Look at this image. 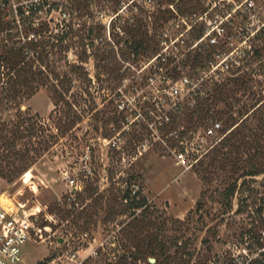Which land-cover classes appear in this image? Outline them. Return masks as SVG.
I'll return each instance as SVG.
<instances>
[{"label": "rangeland", "instance_id": "rangeland-1", "mask_svg": "<svg viewBox=\"0 0 264 264\" xmlns=\"http://www.w3.org/2000/svg\"><path fill=\"white\" fill-rule=\"evenodd\" d=\"M33 1L15 0L14 4L10 2V5L13 7ZM183 1L174 0L171 3L168 0H154V3H147L146 0L82 1L89 6L81 20L86 23V31L88 27H92L95 36L93 44L89 43L88 46L93 55H90L85 63L93 79L91 86L92 90L95 89L93 91L95 107L91 110L86 109L82 120L64 136L54 142L53 137V139L49 138L48 149L40 154L32 167L21 177L14 181L0 178V205L19 219H27L35 228L40 229L37 235L30 228V238L23 246L21 260L16 264H74L68 258L58 259V254L68 246L80 249L81 256L95 248L99 254L88 255L85 259L87 264L114 263L113 254L121 253V243L130 241L124 234L125 231L130 230L125 226L130 218L127 211L110 216L108 208L112 204L115 209L118 206L123 208L121 199L118 197L114 201L111 196L121 195L120 190L126 186L125 181L132 188L140 190L147 199L148 206L145 209L147 219L145 218L144 222H156V227L158 225L161 228L158 230L161 238L168 242L177 237L182 242L179 248L185 245L186 250L189 249L188 252L196 250L200 242L206 243L217 234L223 236L228 234L227 230L233 228L232 222H264L262 215L257 213L259 206L264 212V172L240 177L237 180L238 185L243 179L245 181L231 197L230 206L226 205L228 203L223 201L220 193L241 170L232 173L230 168L234 164L230 163L226 169L215 167L211 180L203 181L201 178L199 162L201 159L207 162L214 149L211 147L205 150V147L210 143L216 146L228 130L225 133L219 131L218 135L212 138L205 136L204 127L190 128L185 118L189 109L184 111L181 117L179 116L178 124L173 123L172 128H158L159 123L154 116L150 115L152 128H147L146 90L148 92L154 90L153 85L149 86V82L146 83V76L154 73L149 68L146 70L145 67L149 56L140 54L125 61L119 57V54L114 57L109 50L112 44V27L118 30L117 28L123 29L124 26L141 22L143 27H148L150 34L155 33L159 38L161 27L156 28V25L162 22V26L168 27L169 21L176 15L177 6ZM190 1L201 8L199 1L203 2L204 6L209 0ZM254 1L264 6V0ZM69 2L70 0L66 5L65 2L64 6L61 5V12L58 6L47 12L43 10L37 17L41 21L49 19L51 29L54 30L55 22L67 21L72 17L73 10L70 9ZM228 3L231 1L220 0L218 7L214 10L225 12L228 10ZM169 10L172 13L168 12ZM207 11L206 19L208 20L212 17V11L210 9ZM257 11L256 19L260 24L264 21V9L258 8ZM245 13L243 11L242 15H237L236 21L250 22L251 20H247L248 17L242 19L246 16ZM6 16L11 22L21 24L19 14L11 12ZM166 17L168 18L165 19ZM98 26H101L102 39L96 37L98 33L95 31ZM199 27H201L199 23L193 26V28ZM174 32V29H170L171 35ZM251 43L255 47L260 45L264 49V40L256 38L252 39ZM96 61L100 64L108 63L109 66H113L112 68L120 66L119 73H123L122 79L118 82L119 88L117 87L118 90L123 91H119L116 95L112 93L110 99L112 101L104 96V93L109 94L112 90L105 87L99 88L100 83L94 77L96 71L98 72L94 66ZM257 63L258 61H253L249 66L243 65L241 74L248 69H250L248 73L255 72L252 74V78L255 79L252 82V88L256 93L259 91L264 93L260 89L264 87V63H261V67ZM62 69H68L67 65ZM100 77L104 79L108 75L100 71ZM223 79H226V76ZM81 80L85 79L75 78L73 92L84 83ZM213 81H216L214 77L209 81V85L213 84ZM161 83L157 82V85L160 86ZM119 95L121 97L126 95L123 99L128 103L133 100L134 112H130V109L125 113L126 117L120 119L117 124L110 122L104 125L103 120L112 115L111 109L115 108ZM238 96L242 101L235 106L236 110L241 104L250 102L247 95L240 92ZM86 98L88 99L86 104L89 106V96ZM261 102H264V99L259 103ZM63 106L59 103L58 109ZM22 107H28L29 111L37 113L46 120L51 115L48 122L52 126L60 115L59 110L51 113L54 104L45 87H41ZM151 107H155L154 104ZM96 109L97 113L94 112ZM262 110L264 105L259 107V111L262 112ZM122 116H124L123 113ZM214 120L220 121L222 127L225 126L223 120L217 118ZM256 125L257 121L252 116L239 124L241 129L248 130L247 141L252 140L251 130L255 133ZM175 129L180 131L178 137L173 134ZM55 131L54 128L53 132ZM259 142L264 145V135ZM142 144H145L144 150ZM175 150H182L183 155L178 157ZM241 156L242 162H238L239 166L247 167L251 164L259 166L264 162V146L258 153L253 154V149H250L247 153L243 152ZM66 174L68 177L65 176ZM89 188L94 190L91 196H88L85 191ZM66 210H69L71 214L66 219L57 220ZM80 212L82 215L78 218ZM84 222H87V225ZM147 228L142 234H145L147 230H155L154 227ZM83 230L91 234L88 238L91 243L88 245L87 242L78 240ZM114 235L115 238H113ZM175 248L176 246L171 247L169 252L173 253ZM148 258H155V256L149 254ZM137 264H146V262L141 260Z\"/></svg>", "mask_w": 264, "mask_h": 264}, {"label": "trees", "instance_id": "trees-1", "mask_svg": "<svg viewBox=\"0 0 264 264\" xmlns=\"http://www.w3.org/2000/svg\"><path fill=\"white\" fill-rule=\"evenodd\" d=\"M82 1L84 0H70L68 5L73 10L72 17L67 21L55 22L54 30L51 29L49 19L42 21L38 19L35 22L38 12L44 8L47 0L19 4L17 14L20 15L21 24L11 22L0 9V178L14 181L21 177L32 167L40 154L48 149L49 138H54V142L64 136L82 120L86 109L91 110L95 107L93 94L95 89L92 90L91 86L93 79L85 66L89 56L93 55L88 46L89 43L93 44L95 36L92 27H88L86 31V23L81 20L89 6ZM173 1L168 0L169 3ZM64 2L66 5L68 0ZM64 2L61 4L52 2L49 8L44 11H50L59 5L64 6ZM194 10H199V6L191 3L190 0H184L181 5L177 6L179 13H191ZM168 12L172 13L171 10ZM162 25V22L158 23L156 28L162 27ZM112 29V44L109 41L111 44L109 50L114 57L119 54L122 60L127 61L130 57L135 58L140 54L150 57L160 51L161 46L156 34H150L148 27H143L141 22L124 26L123 29L117 28L119 32L113 27ZM202 30V27L191 29L190 37H198ZM95 32L98 33L96 37L102 39L101 26H98ZM256 38L264 40V27L256 35ZM187 45L185 43L182 49H185ZM211 54V49L188 53L185 64L192 69H200L204 66L205 60L211 57ZM161 57L160 55L157 58L160 60ZM262 59H264V49L259 45L253 49L251 55H246L243 58V63L233 70L232 75L214 83L209 96L199 97L194 106L187 107L189 111L186 112L187 117L185 118L190 128L205 127L210 119L217 118L225 123L220 132L225 133L228 130L217 142V145L212 146L214 149L207 162L203 159L199 162L203 181L211 180L215 167L226 169L232 163L234 164L230 168L232 173L241 170L236 177L230 175V177H234V180L228 182L220 193L228 206H230L231 197L245 181L243 179L238 185L237 180L240 177L264 172V162L259 166L251 164L241 167L238 165L243 152L247 153L253 149V154H255L264 146L259 142L261 136L264 135V110L259 111V107L264 105V102L259 103L264 99V93H260V91L256 93L252 88V82L255 81L252 74L255 72L248 73L250 70L248 69L244 74H241L243 65L249 66L253 61H258L257 64L261 67V63H264ZM161 63L165 66L174 64L172 68L177 75L174 56L168 55L167 59ZM65 65L68 69H62ZM94 66L95 70H98L94 77L100 83L99 88L105 87L112 90L109 94L104 93V96L109 97L110 100L111 94L115 95L118 82L123 76V73H119L120 66L112 68L113 66H109L108 63L100 64L97 61ZM100 71L107 73L108 77L101 79ZM81 77L85 79L81 80L84 83L82 82L83 84L73 92L75 78ZM116 80L118 81L116 82ZM41 87H45L50 93L54 104L51 113L56 110L60 112L54 126L48 122L51 115L46 120L37 113L29 111L28 107H22ZM260 89L261 92H264V87ZM240 92L247 95L250 102L241 104L240 108L236 110L235 106L242 101L238 96ZM86 96H89V106L86 104L88 101ZM59 103L64 105L63 108L58 109ZM111 111L112 115L103 120L104 125L110 122L117 124L120 120L114 108ZM94 112L97 113L98 110L96 109ZM251 116L257 121L256 132L252 133L251 130L252 140L247 141L248 130L241 129L239 124ZM54 128L56 129L55 133L53 132ZM249 155L251 154L249 153ZM125 185L120 190L122 192L120 196L115 194L111 196L114 201L119 197L123 208L118 206L115 209L112 204L108 208V215L114 216L127 211L130 220L125 226L130 230L125 231L124 234L130 241L128 243L126 240L121 243L122 252L116 254V262L111 264H137L141 260L146 264H187L189 258L185 257L187 254L185 245L180 249L182 244L177 243L179 240L177 237L166 242L160 237L158 230L161 228L158 225L156 227V222H144V219H147L145 216V209L148 206L146 197L141 194L140 190L131 193L132 188L127 181H125ZM85 191L88 196L94 192L91 188ZM197 206H199L198 203ZM257 213L262 215L261 206L257 208ZM70 214L71 212L66 210L57 220L66 219ZM81 215L80 212L78 218ZM84 223L87 225V222ZM146 227H148L147 229L154 227L155 230H147L145 234H142L144 230L146 231ZM174 246L176 248L173 253L169 252ZM149 254L155 256L153 263L148 260Z\"/></svg>", "mask_w": 264, "mask_h": 264}, {"label": "built area", "instance_id": "built-area-1", "mask_svg": "<svg viewBox=\"0 0 264 264\" xmlns=\"http://www.w3.org/2000/svg\"><path fill=\"white\" fill-rule=\"evenodd\" d=\"M14 1L0 0V9L4 15L11 12L17 14L18 5L13 7L10 5V2L14 4ZM64 1L66 0H47L44 8L38 12L37 16L43 10L49 8L52 2H60L61 4ZM211 1L209 0L204 6L203 2L199 1L201 4L199 11L194 10L191 13L175 11L176 15L170 20L171 22L169 21V26L161 27L158 38L161 46L160 51L152 54L147 60L148 62L145 63L146 70L149 68L151 72H154L153 75L146 76V83L149 82V86L150 84L154 86L153 91L148 92L146 90L147 128L151 127L150 115L157 120L160 129L172 128L173 123L178 124V118L183 115L187 107L194 106L199 97L209 96L216 81L232 75L233 70L243 63V58L253 53L255 46L251 41L264 27V21L258 24L256 12H258V8L264 9V6H260L254 0H229L231 3H228V10L220 12L214 10L218 7L217 4L220 0ZM146 2L154 3V0H146ZM59 6L61 12V5ZM208 9L212 11V17L207 20ZM243 11L246 12V16L242 19L248 17L247 20H251L250 22L236 21V16L242 15ZM38 19L39 17L35 22ZM197 23L201 24L203 30L198 37L191 38L190 31ZM237 23H239V26H237ZM170 29L175 30L172 35ZM185 43L188 45L185 49H182ZM204 49H211L212 54L208 60H205L202 68L192 69L185 64L188 53L192 54L195 51H203ZM160 55L162 57L159 60L157 57ZM168 55L175 57L177 75L172 68L174 64L165 66L161 63V61L167 59ZM129 65L132 66L130 63ZM126 67L130 71L129 67ZM213 77L216 81L209 85V81ZM157 82L162 83L158 86ZM118 88L115 95L122 90H118ZM119 96L120 98L116 102L117 107L115 106L114 110L115 113H118L119 119H124L128 110L131 109L130 112H134L133 107L135 104L132 103L133 100L130 103L124 101L123 98L126 95ZM152 104L155 107H151ZM122 113L124 116H122ZM221 128L220 121L210 119L204 127V134L215 138ZM179 133L180 131H177V129L173 131V134L177 137ZM212 146V143L208 144L205 150H209ZM142 149H145V144H142ZM175 151L176 153H174L178 157L183 155L182 150ZM65 176L68 177V174ZM135 191V188L131 189V193H135ZM48 217L52 219L51 216L48 215ZM262 217H264V212H262ZM232 224L233 228L228 229V234L225 236L217 234L215 238L207 240L206 243L200 242L196 250L188 252V249V255H185L189 258L187 264H264V222H232ZM30 228L39 235L40 229L35 228L31 221L19 219L0 205V264H16L21 260L23 246L30 238ZM90 237V232L83 230L80 232L78 240L87 242L88 245L91 243V240H88ZM113 238H115V235ZM178 243L179 245L182 244L180 240ZM90 254L96 255L99 252L94 248L81 256L80 249L68 246L58 254V259L68 258L74 264H87L85 259ZM113 255L116 262L117 255Z\"/></svg>", "mask_w": 264, "mask_h": 264}, {"label": "water", "instance_id": "water-1", "mask_svg": "<svg viewBox=\"0 0 264 264\" xmlns=\"http://www.w3.org/2000/svg\"><path fill=\"white\" fill-rule=\"evenodd\" d=\"M155 260V258H149L150 262H153Z\"/></svg>", "mask_w": 264, "mask_h": 264}]
</instances>
